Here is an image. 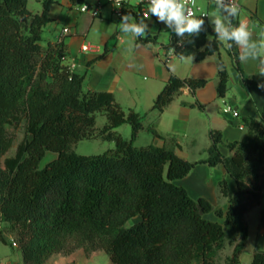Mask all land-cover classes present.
<instances>
[{"label":"trees","instance_id":"16d2710c","mask_svg":"<svg viewBox=\"0 0 264 264\" xmlns=\"http://www.w3.org/2000/svg\"><path fill=\"white\" fill-rule=\"evenodd\" d=\"M28 2L0 0V223L6 233H16L23 263L45 264L55 254L82 249L105 251L113 264H241L249 239L245 215L264 197V123L245 120L243 139L226 144L229 156L220 149L221 131H210L209 156L199 162L223 165L235 180L236 192L226 180L219 183L227 213L204 197L192 198L176 182L199 162L166 147L137 146L143 116L124 109L111 92H86L85 75L64 64L65 44L42 45L54 0L45 1L42 13L29 10ZM204 27L180 45L174 35L167 47L175 46L177 56L204 60L221 45L208 21ZM230 51L242 84L260 88L243 70L239 48ZM228 83L223 66L219 97L228 92ZM206 84L172 75L153 109L161 113L184 88L195 94ZM193 106L202 108L198 102ZM98 113L107 119L101 128ZM23 118L30 137L14 157H6L14 144L7 125ZM126 123L132 127L130 139L116 131ZM93 139L115 147L99 155L75 152L78 142ZM49 152L56 157L43 165ZM213 211L224 223L207 218ZM229 246L233 252L224 256ZM250 264H264V250L255 251Z\"/></svg>","mask_w":264,"mask_h":264},{"label":"crops","instance_id":"0c3cea01","mask_svg":"<svg viewBox=\"0 0 264 264\" xmlns=\"http://www.w3.org/2000/svg\"><path fill=\"white\" fill-rule=\"evenodd\" d=\"M55 2L58 0H54L53 3ZM81 2L85 0L78 3ZM78 3L65 0L63 5L70 7L69 26H65L62 30L56 29L53 39L49 42L59 43L63 30L68 28L70 34L63 41L66 52L64 64L69 67L74 66L73 71L85 75L84 90L111 92L124 109H133L143 116L144 128L135 141L137 146L153 144L166 147L191 162H199L209 156L207 150L212 144L211 130L221 131L223 142L220 144V149L224 155L229 156L231 152L226 144L240 141L246 134L247 130L240 127L241 123L247 119L264 123V89L249 88L242 84L234 57L222 42L218 52L201 61H198L194 55L177 56L174 50L167 47L175 33L156 17L150 16L145 21L149 27L145 37L137 39L135 47L131 51H126L123 43L125 37L119 29L121 18L114 15L112 6L105 4L100 15L94 16L91 12H82L80 10L82 6L77 7ZM95 3L96 0H93L91 5H87L94 7ZM200 4L209 14L215 9L212 3L200 2ZM144 13V10L138 6H131L125 11V14L133 15L136 20L138 16L140 20L144 19ZM52 18L53 21L47 26L57 21L56 18ZM110 18L115 22L114 27L108 23ZM241 19L248 21L254 39L264 37V0H241L239 15L233 23H238ZM207 21L209 22V18ZM92 33L100 36V39L96 42L90 41L89 37ZM166 33L169 39L167 45L159 41L161 35ZM85 45L90 49L83 50ZM240 63L245 73L254 77L258 84L264 82V77L258 75L255 61L248 63L240 61ZM223 66L228 72L229 90L225 96L219 97L217 90L219 71ZM172 75L181 79H205L207 84L197 89L195 94L189 88H184L160 113L153 109V106ZM197 102L202 108L193 106ZM224 102L231 103L239 111L238 119L223 114L221 104L223 107ZM117 129L116 131L119 132ZM151 129L156 130L164 138L154 135ZM223 180L227 181L232 192H236V182L223 165L211 167L207 163L199 162L187 177L176 183L186 188L192 198L204 197L216 210L222 209L226 214L229 202L219 193V183ZM257 207L261 209H258L259 212L255 216L257 218L253 219L254 236L247 218L252 210L256 209L250 210L245 215L249 227V239L241 255V264H244L243 261L245 264H250L254 252L264 250V205ZM207 218L224 223V218L217 217L215 211L207 214ZM4 227L5 224L0 223V264H24L22 252L18 246L13 245V235L6 233ZM102 252L106 253L96 251L87 254L82 249L70 254L58 253L45 264H97V258Z\"/></svg>","mask_w":264,"mask_h":264},{"label":"clouds","instance_id":"9594fccd","mask_svg":"<svg viewBox=\"0 0 264 264\" xmlns=\"http://www.w3.org/2000/svg\"><path fill=\"white\" fill-rule=\"evenodd\" d=\"M188 3L189 0H148L144 19L137 21L131 14L123 15L119 29L125 37L123 41L125 50L131 51L135 47V41L145 37L149 29L145 21L150 16L164 23L180 38L181 44L184 43L185 37L199 36L205 31V20L202 17H208L218 41L228 49H232L234 45L238 47V59L243 63L255 61L258 75L264 77V37L254 39L247 20L241 19L238 23H233L240 12L237 0H213L214 11L201 16L195 15L188 7ZM191 3L195 4V0H191ZM116 5L119 7V0H116ZM187 42L192 43L191 40ZM132 66L136 67V65ZM257 86L264 89V82Z\"/></svg>","mask_w":264,"mask_h":264},{"label":"rangeland","instance_id":"374dc122","mask_svg":"<svg viewBox=\"0 0 264 264\" xmlns=\"http://www.w3.org/2000/svg\"><path fill=\"white\" fill-rule=\"evenodd\" d=\"M45 1L47 0H29L28 8L34 13H42L44 10ZM64 3H65V0H58V2L53 3L51 6L50 14L52 17L56 18L57 21H54L51 25L47 26L44 30L42 44L45 46L48 45V42L50 39H53L56 29L62 30L65 26L69 24L68 12L70 11V7L67 5H63ZM92 3H93V0H85V2L78 3L77 7H81L85 4L91 5ZM103 3H105V0H103ZM75 10H76V6L74 7V11ZM108 23L110 24L111 27L115 26V22L113 21L112 18L108 20ZM99 39H100V36H96L93 33L89 37V40L92 42H96V40H99ZM159 41L165 42V44L167 45L169 43L168 34L166 33L164 35H161V37L159 38ZM221 108H223L222 104H221ZM106 122H107L106 117L98 113L97 126L101 128L106 124ZM26 125L27 124H26L25 118H23L19 124L7 125L9 134L13 136L14 138V144L11 150L6 155V157H14L16 155L19 144L22 141H24L26 138L30 137L27 133ZM117 130L122 134V136L125 139H130L132 137L131 126L128 123L121 125L120 127H118ZM114 147H115L114 142L102 140V139H93V140H82L78 142L74 146V150L75 152L81 155H99ZM176 149L180 150L179 147H176ZM55 157H56L55 153L49 152L47 156L45 157V159L43 160L42 164L45 165L47 162H49ZM263 194H264V190H263ZM261 205H264V197H263V201ZM253 209H256V210H252V212L249 214L247 218V221H249V224L253 229V236H254L255 228H254L253 219L257 218L255 216L259 212L258 209H261V207H255ZM133 222H134L133 220L130 221L129 225H132ZM12 235L14 239L16 240V233L13 232ZM232 252H233V246H229L227 250L224 252V256L230 255ZM97 260H98L97 264H112L110 260V256L104 252H102V254L98 256ZM243 263L245 264V261H243Z\"/></svg>","mask_w":264,"mask_h":264},{"label":"built area","instance_id":"2783aa9c","mask_svg":"<svg viewBox=\"0 0 264 264\" xmlns=\"http://www.w3.org/2000/svg\"><path fill=\"white\" fill-rule=\"evenodd\" d=\"M200 2L214 4L213 0H195V4H192L191 0H189L188 7H190L192 9V11L194 12V14L197 16H201L204 13H208V11H206L201 6ZM237 3L239 4L240 9H241V0H237ZM105 4H110L112 6L114 15L117 18H121L123 15H125V11L131 6L141 7V9L144 10V12H146L148 0H119V7H117V5H116V0H105V3H103V0H96L94 7H90L89 5L85 4L80 8V10L82 12H91L94 16H99L101 13V9L103 8V6ZM202 18L205 21L208 20V17H202ZM69 34H70V30L68 28H65L63 30L62 39L60 42H63L64 38L67 37ZM179 39L176 43L177 45L181 44L179 42ZM89 49H90V47L88 45L83 46V50L87 51ZM171 49L175 51V46H173ZM70 68L73 71L74 66H72ZM222 112L225 115H230L232 117V119H238L240 117L239 111L231 103H228V102H224ZM240 127L242 129H245L244 123H241ZM13 245L16 247L18 246V244L15 241L13 242Z\"/></svg>","mask_w":264,"mask_h":264}]
</instances>
